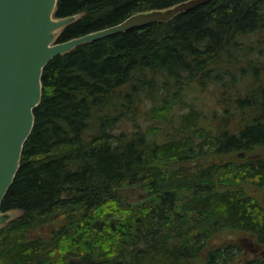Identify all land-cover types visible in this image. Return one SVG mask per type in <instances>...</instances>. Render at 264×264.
<instances>
[{
    "label": "trees",
    "instance_id": "16d2710c",
    "mask_svg": "<svg viewBox=\"0 0 264 264\" xmlns=\"http://www.w3.org/2000/svg\"><path fill=\"white\" fill-rule=\"evenodd\" d=\"M184 1L57 0L54 18H76L57 41ZM41 85L0 204L20 212L0 227V264H229L233 246L212 245L227 230L264 247V0H211L77 46Z\"/></svg>",
    "mask_w": 264,
    "mask_h": 264
},
{
    "label": "water",
    "instance_id": "95a60500",
    "mask_svg": "<svg viewBox=\"0 0 264 264\" xmlns=\"http://www.w3.org/2000/svg\"><path fill=\"white\" fill-rule=\"evenodd\" d=\"M211 0H187L162 10L131 15L113 26L67 41L57 35L75 17L54 18L57 0H0V204L20 165L42 96L46 64L77 46L134 28L164 22ZM0 212V227L9 220Z\"/></svg>",
    "mask_w": 264,
    "mask_h": 264
},
{
    "label": "rangeland",
    "instance_id": "374dc122",
    "mask_svg": "<svg viewBox=\"0 0 264 264\" xmlns=\"http://www.w3.org/2000/svg\"><path fill=\"white\" fill-rule=\"evenodd\" d=\"M199 98L197 99V105L204 110V112H212L214 104H217V98L221 95L220 92L214 88L211 90H206L204 94L199 93ZM193 96V95H192ZM222 100V96H221ZM221 103V102H220ZM213 108V109H212ZM146 121L149 123L148 119L140 117L139 123L145 125ZM264 153V152H263ZM229 158V157H228ZM142 192L134 187H122L118 189V195L127 201H132L137 199ZM10 217H15L20 214L19 211H11ZM212 245L214 246H224L232 245L234 253L237 254V258L233 259L229 264H240L245 260H251L256 257H260L261 252L264 247L258 244L256 237L246 233L241 230H227L220 233Z\"/></svg>",
    "mask_w": 264,
    "mask_h": 264
},
{
    "label": "bare ground",
    "instance_id": "6f19581e",
    "mask_svg": "<svg viewBox=\"0 0 264 264\" xmlns=\"http://www.w3.org/2000/svg\"><path fill=\"white\" fill-rule=\"evenodd\" d=\"M178 4V3H177Z\"/></svg>",
    "mask_w": 264,
    "mask_h": 264
}]
</instances>
